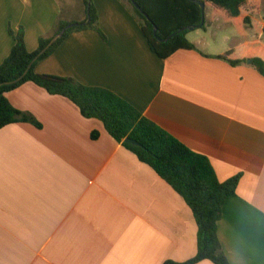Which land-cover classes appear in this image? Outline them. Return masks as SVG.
Instances as JSON below:
<instances>
[{
  "label": "crops",
  "instance_id": "1",
  "mask_svg": "<svg viewBox=\"0 0 264 264\" xmlns=\"http://www.w3.org/2000/svg\"><path fill=\"white\" fill-rule=\"evenodd\" d=\"M92 2L105 38L93 29L73 32L36 72L114 92L206 156L221 182L239 175L218 237L226 256L242 235L249 264H264V212L257 210L264 207V76L252 64L232 66L218 57L244 44L264 48V36L249 26L239 33L206 7L205 27L186 36L196 49L163 59L122 0ZM87 19L82 0H0V65L14 44L10 28L22 29L35 52L59 21ZM255 19L264 25V0ZM7 98L41 128L0 129V264H164L195 257L198 227L189 205L100 120L32 82Z\"/></svg>",
  "mask_w": 264,
  "mask_h": 264
},
{
  "label": "trees",
  "instance_id": "2",
  "mask_svg": "<svg viewBox=\"0 0 264 264\" xmlns=\"http://www.w3.org/2000/svg\"><path fill=\"white\" fill-rule=\"evenodd\" d=\"M82 1L87 8L90 7V23L84 25L59 21L52 36L40 38L35 52L27 49L22 29L17 32L9 29L14 44L0 65V84L18 79L27 69L28 72L21 81L0 87V129L13 123H30L41 128V123L32 114L15 108L7 98L9 92L26 82L38 85L51 95L68 98L79 107L85 118L100 120L116 141L133 152L141 162L149 165L191 208L198 227L197 253L189 261H166L164 264H196L203 260L228 264L218 237V221L226 199L236 192L240 176L221 182L206 156L188 148L114 92L82 84L71 77L36 72L38 62L51 56L73 32L93 29L105 38L92 0ZM122 1L139 22L150 50L163 59L181 49H196L186 37L189 32L186 28L205 27V23L201 25L205 14L198 1H202L205 8L213 9L212 19L222 18L235 26L239 33H242V27L249 26L257 35L264 36V25L255 19L259 12V0H134L141 10L131 0ZM70 24L73 26L46 49L52 38ZM218 57L232 66L247 63L251 59L252 66L264 76L262 47L253 48L244 44ZM98 136L97 131L92 133L93 139ZM126 139H132L137 144L129 143Z\"/></svg>",
  "mask_w": 264,
  "mask_h": 264
},
{
  "label": "clouds",
  "instance_id": "3",
  "mask_svg": "<svg viewBox=\"0 0 264 264\" xmlns=\"http://www.w3.org/2000/svg\"><path fill=\"white\" fill-rule=\"evenodd\" d=\"M249 203L251 202L249 201ZM253 207L256 206L253 205ZM257 210L264 212V207H259ZM226 259L228 264H249L250 257L245 250L242 235H238L236 240L230 244L227 249Z\"/></svg>",
  "mask_w": 264,
  "mask_h": 264
},
{
  "label": "water",
  "instance_id": "4",
  "mask_svg": "<svg viewBox=\"0 0 264 264\" xmlns=\"http://www.w3.org/2000/svg\"><path fill=\"white\" fill-rule=\"evenodd\" d=\"M132 1V3H133V5L138 9V10H141V8H140V6L134 1V0H131ZM198 3L200 4V6H201V8H202V11L204 12L205 11V7H204V4H203V2L202 1H198ZM87 13H88V19H87V21L86 22H84L83 24L84 25H86V24H89L90 23V21H91V18H90V7L88 6V8H87ZM142 13H144V12H142ZM145 14V13H144ZM146 15V17H148V15L147 14H145ZM205 23V19H203V21H202V24L201 25H203ZM73 25L72 24H70V25H68L63 31H61L59 34H57V35H55L53 38H52V40L50 41V43L48 44V46L46 47V49H48L50 46H52L59 38H61L62 37V35L64 34V32L66 31V30H68L69 28H71ZM196 27L195 26H189V27H187L186 29H188V30H193V29H195ZM154 34L156 35L157 34V27L155 26V29H154ZM168 39H165V41H167ZM45 49V50H46ZM247 63L248 64H251L252 63V60L251 59H248L247 60ZM27 72H28V69L25 71V73L22 75V76H20L18 79H16V80H14V81H9V82H5V83H1L0 84V87L1 86H3V85H10V84H14V83H17V82H19V81H21L24 77H25V75L27 74ZM126 141L127 142H129V143H132V144H137L134 140H132V139H126Z\"/></svg>",
  "mask_w": 264,
  "mask_h": 264
},
{
  "label": "rangeland",
  "instance_id": "5",
  "mask_svg": "<svg viewBox=\"0 0 264 264\" xmlns=\"http://www.w3.org/2000/svg\"><path fill=\"white\" fill-rule=\"evenodd\" d=\"M237 29V28H236Z\"/></svg>",
  "mask_w": 264,
  "mask_h": 264
}]
</instances>
